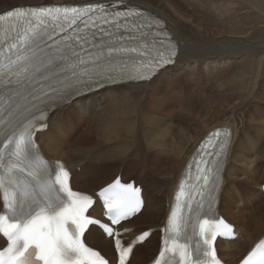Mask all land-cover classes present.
Wrapping results in <instances>:
<instances>
[{
  "label": "bare ground",
  "instance_id": "bare-ground-1",
  "mask_svg": "<svg viewBox=\"0 0 264 264\" xmlns=\"http://www.w3.org/2000/svg\"><path fill=\"white\" fill-rule=\"evenodd\" d=\"M103 1L115 0H51L50 3L23 0L8 8L1 7L0 12L17 6ZM125 1L151 10L167 21L179 49L174 64L160 70L150 80L105 87L56 108L48 115L47 129L36 134L40 151L49 160L65 162L72 173L74 189L94 193L120 173L107 181L101 179V166L114 159L113 154L109 152L107 156L100 150L101 154L95 158L93 150L114 140L131 141L130 145L118 148L115 155L122 157L134 148L137 150V159L127 167L139 166L136 181L143 186L145 205L125 225L131 227L133 236L141 231L137 225L143 223V219L158 220L159 224L153 221L146 228L164 223L178 179L199 142L215 128L230 127L232 136L218 194L219 212L235 225L239 235L234 240H219L217 250L227 264H236L264 236V227L259 226L264 225V213L260 208L254 212L248 209L264 197L263 191L255 194L246 188L248 192H240L239 188L237 192L238 182L251 177L256 180L258 167L264 164V0ZM192 85L194 89L190 88ZM191 93L209 97L213 104L208 110L197 109L193 104L195 95L191 97ZM144 96L149 99V108L138 112L132 103ZM173 104L175 107L170 108ZM249 105L252 106L247 110ZM102 106V111L88 121L85 132L78 135L76 125L71 128L73 120L86 119L80 114L85 109ZM177 116L186 127L172 132L171 122ZM65 121L67 124L61 126ZM249 127L253 128V133ZM94 136L98 137L97 142L89 146ZM80 166H83L81 171L76 172ZM149 171H153L154 176H150ZM243 174L245 178H240ZM95 182L102 183L95 187ZM262 185L264 183H259V187ZM235 192H240L239 204ZM2 207L0 195V211ZM101 211L100 204L96 203L91 213L99 215ZM84 238L105 255L110 247L112 249L111 240L94 226ZM155 239L157 241L154 232L143 244L137 245L129 264L148 263L159 247L157 241L155 248ZM145 248L150 252L146 253L149 257L139 260ZM111 259L115 261V257Z\"/></svg>",
  "mask_w": 264,
  "mask_h": 264
},
{
  "label": "snow or ice",
  "instance_id": "snow-or-ice-1",
  "mask_svg": "<svg viewBox=\"0 0 264 264\" xmlns=\"http://www.w3.org/2000/svg\"><path fill=\"white\" fill-rule=\"evenodd\" d=\"M119 2L122 0L113 3L111 10L95 3L71 8H15L0 16V22L9 24L0 34V89L6 93L0 96V190L5 209L0 214V236L6 238V246L0 247V264H109L99 251L84 243L82 237L89 225L100 226L113 239L119 264H126L132 252V244L122 243L121 233L112 226L121 225L139 211V189L117 179L101 190L99 196L107 209L103 215L109 221L102 223L101 219L88 214L92 198L72 190L69 173L62 165L57 164L58 171L50 169L49 162L39 156L33 141L37 122L45 118V109L34 101L58 100L68 104L76 97L86 96L94 86H103L104 81L116 83L123 76L146 80L157 68L173 62L174 48L165 56L154 47L155 41L151 47L143 44L138 50L125 46L120 37L113 39L116 32L130 24V31L145 27L133 20L141 15L139 12L120 11ZM157 35L166 34L158 32ZM57 36L60 38L56 39ZM130 39L136 37L130 36ZM138 51L148 57L142 64L116 65L113 62L116 57ZM153 51L157 53L155 56ZM67 71L71 72V77L59 80V75ZM48 73L57 77L60 87L49 85L48 89L41 88L37 93L33 81L39 83L38 77L50 78ZM22 90L29 94L24 95ZM22 99L40 113L39 120L28 105L20 103ZM24 112L28 115H23ZM44 126L41 123V127ZM216 140L219 144L214 143ZM228 143L229 137L220 139L216 131L204 146L197 165L196 186L183 205L180 201L186 193L183 184L179 188L175 208L165 228L170 235L155 264H168L166 253H170L171 258L178 256L177 264H220L213 242L218 234H232V227L225 220L198 216V233L193 225V232L199 237L194 250L188 243H180V237L187 226L184 211L190 218L192 213L204 209L207 202V212H211L222 183L221 170ZM188 201L194 202L195 207ZM123 230L128 231L126 227ZM149 235L148 231L142 232L138 241H144ZM242 264H264V244L252 250Z\"/></svg>",
  "mask_w": 264,
  "mask_h": 264
},
{
  "label": "rangeland",
  "instance_id": "rangeland-1",
  "mask_svg": "<svg viewBox=\"0 0 264 264\" xmlns=\"http://www.w3.org/2000/svg\"><path fill=\"white\" fill-rule=\"evenodd\" d=\"M25 1V0H24ZM44 1H46V3H50V1L49 0H44ZM21 2H23V0H0V8L1 7H7V6H9V7H11L12 5L14 6L15 4H20ZM139 6V5H138ZM8 8V7H7ZM1 11V10H0ZM194 86L192 85L190 88H193ZM184 89L187 91L188 90V88L187 87H185L184 86ZM194 89V88H193ZM185 91V92H186ZM189 91H187V93H188ZM192 93H193V91H192ZM192 93H191V97H193V95H195L193 98V104H195V107L197 108V109H200V110H208L207 108H209L210 106L209 105H212L213 104V102L212 101H210V100H212L211 98H209V97H206V96H204V95H202V94H197V93H194L193 95H192ZM198 95V96H197ZM200 95V96H199ZM198 100V101H197ZM139 101V102H138ZM209 101V102H208ZM139 103V104H138ZM148 103H149V99L146 97V96H144V97H142L140 100L139 99H137L136 100V102H134V103H132V107L135 109V110H137L138 112L140 111V110H148V108H149V105H148ZM211 103V104H210ZM250 106H252V105H249L248 107H247V110L248 109H250ZM103 107L104 106H102V107H97V108H93V109H89V108H87V109H85V111H83V112H81L80 114H81V116H84L86 119L84 120V121H80V122H75V120H73L72 121V125L70 124V126H71V128H75V125H76V128L79 130V133H78V135H80V133H82V132H85L86 131V127H87V123H88V121H91L93 118H94V116L95 115H98L99 114V112H101L102 111V109H103ZM174 108L175 107V104H173V105H171V107L170 108ZM170 111V110H169ZM168 111V112H169ZM193 113V112H192ZM190 119V118H189ZM182 120L183 119H179V117L177 116L175 119H173L172 120V122H171V125H173L172 126V128H171V131L172 132H176V131H178L179 130V128L180 129H185V127H186V123L183 121L182 122ZM184 120H186V119H184ZM67 124V121H65V123H63V125L60 123V125L61 126H64V125H66ZM249 130H251V133H253V128L252 127H249ZM98 137L97 136H94L93 137V139L91 140V143H89V146H92L93 144H95L96 142H97V139ZM73 139H74V137H73ZM99 140V139H98ZM120 141V142H119ZM122 142H123V144H122ZM143 142H144V140H143ZM126 143H128V144H126ZM130 143H131V141L129 142V141H127V140H118V141H112V142H109V143H103L102 145H100V147H98V148H95L94 150H93V155H95V158H97L100 154H101V152H99L100 150H104V152H105V154L107 153V156L109 155V152L111 153V154H113V157L112 158H114V159H112L111 161H108L106 164H104L103 165V167L101 166V170H100V178L101 179H103V180H109V179H111L116 173H120L122 176H123V179H125L126 178V180H129L130 178H132V179H134V180H137V178H138V176L140 175V173L137 171V170H139V166H130V167H127V164L129 163V162H133L134 160H136L137 159V150H136V148H134V150H132V151H129L125 156H120V155H115V154H118V148H122V147H124V146H128V145H130ZM120 144H121V146H120ZM110 147H112V150H111V148ZM73 148H74V146H73ZM109 148V151L107 150ZM76 153V152H75ZM73 156V155H72ZM73 157H77V156H73ZM112 162H114L113 164H112ZM237 163V162H236ZM83 166H80L79 167V169H75V171L76 172H80L81 170V168H82ZM242 170H244V168L242 167ZM258 171H259V173H258V175H257V177H256V180L253 178V177H251V178H249V179H245V182H243L242 181V183H240V182H238L237 184L239 185V186H237V192H238V190H239V188H240V192H246L247 190L248 191H250V189H251V192L252 193H255V194H257V193H259L260 191H262L261 190V187H259V183H264V164H260L259 165V167H258ZM151 172H152V174H151ZM104 173V174H103ZM149 174H150V176H154V172L153 171H149ZM150 176H148V180H150ZM241 177H243V178H245V174H243V175H241L240 176V178ZM106 178V179H105ZM239 178V179H240ZM260 178V179H259ZM232 179H233V177H232ZM257 179H259V180H257ZM149 182V181H148ZM153 181L152 180H150V183L153 185V183H152ZM101 183L102 182H95L94 183V186L95 187H98V186H100L101 185ZM96 184V185H95ZM242 186H241V185ZM241 186V187H240ZM244 186V187H243ZM244 188H246V189H244ZM90 189V188H89ZM243 189V190H242ZM247 191V192H248ZM230 192H232V191H230ZM237 192H235V199H236V203H238L239 204V202L238 201H240V199L238 200V198H239V193H237ZM263 194H264V191H263ZM254 208V209H253ZM256 208H260V210H261V213H264V197L263 198H261L259 201H256V203L254 204V205H252V207H250V208H248L249 209V211H252V212H254L255 210H256ZM154 219L155 218H152V220H148V219H143L144 221H143V223H140V224H138L137 226L139 227V229L140 230H142V229H145L146 228V225L147 224H149V223H153V221H154ZM161 219V218H160ZM154 222H156V223H158V220L157 221H154ZM159 224V223H158ZM247 226H250L249 224H247ZM260 226V228H263L264 227V225H259ZM258 226V227H259ZM253 227V226H252ZM251 227V228H252ZM252 231H254V230H252ZM260 233V231H258V233L256 232L255 234H254V236L256 237L257 236V234H259ZM156 236H157V241H159V235H158V233L156 232ZM157 241H156V239H155V248H156V244H157ZM247 250V249H246ZM149 252V250H147L146 248L145 249H143V250H141V254H140V259L139 260H146L148 257H149V254H150V252H149V254H147L146 255V253H148ZM155 252V249H154V251L152 252V254ZM143 253V254H142ZM156 253V252H155ZM107 255H108V257L109 258H111L112 256H113V251H112V249H111V247H110V249H109V251L106 253ZM151 254V255H152ZM148 256V257H147ZM145 262H143V263H141V264H144Z\"/></svg>",
  "mask_w": 264,
  "mask_h": 264
}]
</instances>
